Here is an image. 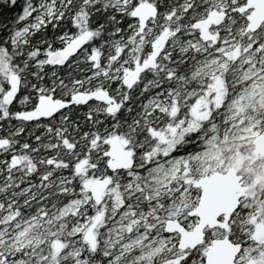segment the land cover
Instances as JSON below:
<instances>
[{
    "label": "snow or ice",
    "instance_id": "snow-or-ice-1",
    "mask_svg": "<svg viewBox=\"0 0 264 264\" xmlns=\"http://www.w3.org/2000/svg\"><path fill=\"white\" fill-rule=\"evenodd\" d=\"M0 264H264V0H0Z\"/></svg>",
    "mask_w": 264,
    "mask_h": 264
}]
</instances>
